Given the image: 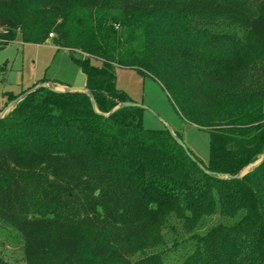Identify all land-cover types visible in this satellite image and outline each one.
Wrapping results in <instances>:
<instances>
[{"label": "trees", "instance_id": "1", "mask_svg": "<svg viewBox=\"0 0 264 264\" xmlns=\"http://www.w3.org/2000/svg\"><path fill=\"white\" fill-rule=\"evenodd\" d=\"M50 33L85 54L96 109L81 91L11 96L30 91L0 118V225L25 253L0 264H164L177 227L176 264H264V160L228 178L264 152V0H0L1 46ZM117 66L208 133L207 161L145 128L143 108H116L131 101Z\"/></svg>", "mask_w": 264, "mask_h": 264}, {"label": "rangeland", "instance_id": "2", "mask_svg": "<svg viewBox=\"0 0 264 264\" xmlns=\"http://www.w3.org/2000/svg\"><path fill=\"white\" fill-rule=\"evenodd\" d=\"M85 58L81 52H72L54 44L51 37L44 43L23 42L17 34L14 40L5 46L0 45V113L8 114L14 105L4 111L15 99L11 96L21 94L24 90L48 81L49 85L65 89L67 86H83L86 77L77 61ZM90 63L101 66L102 61L90 57ZM116 86L125 91L131 101L146 105L144 109V127L157 128L170 126L172 131L180 133L184 143L203 161L208 159L209 136L195 125L183 122L170 104L166 93L151 77L145 76L136 69L117 66ZM22 97L24 95H21ZM20 97V96H19ZM18 97V98H19ZM17 99V98H16ZM4 111V112H3ZM217 217L206 223L212 225ZM202 227L200 230H205ZM175 233L166 235L168 255L164 264H176L182 253V245L174 248L172 237L186 236L180 227ZM165 232H168L167 230ZM0 250L9 261H21L24 257V241L13 228L0 225Z\"/></svg>", "mask_w": 264, "mask_h": 264}, {"label": "water", "instance_id": "3", "mask_svg": "<svg viewBox=\"0 0 264 264\" xmlns=\"http://www.w3.org/2000/svg\"><path fill=\"white\" fill-rule=\"evenodd\" d=\"M40 86H46L48 87L49 89L51 90H54V91H59V92H65V91H81V92H86L88 93V95L90 96V99L92 101V104H93V107L96 109L95 107V104H94V99H93V96L92 94L88 91L86 85H83V86H67L65 89H59L55 86H52V85H49L47 82L46 83H41L40 85H38L37 87H34L32 90H35L37 89L38 87ZM31 90V91H32ZM30 91L26 92L24 95H27ZM22 98V96H20L19 98L15 99L12 103H10V105L4 110L6 111L10 106H13L17 101L18 99ZM127 106H135V107H141L143 109L145 108H148L146 105H143V104H140V103H136L134 101H125V102H121L116 108H119V107H127ZM115 108V109H116ZM3 111V112H4ZM4 114L1 112L0 113V118L3 117ZM167 128L170 130V132L173 134V136L176 138L177 142L184 148V149H187V145L184 143V141L182 139H180L179 137L176 136V134H174V132L172 131L171 127L170 126H167ZM264 160V152L262 154V156L257 160L255 161L254 163H251L249 165H247L246 167H244L238 174L234 175V176H228V178H240L242 177L243 175H245L247 172L251 171L252 169L256 168L257 166H259L262 161Z\"/></svg>", "mask_w": 264, "mask_h": 264}, {"label": "built area", "instance_id": "4", "mask_svg": "<svg viewBox=\"0 0 264 264\" xmlns=\"http://www.w3.org/2000/svg\"><path fill=\"white\" fill-rule=\"evenodd\" d=\"M52 36H53V34H52V33H50L49 37H52Z\"/></svg>", "mask_w": 264, "mask_h": 264}, {"label": "crops", "instance_id": "5", "mask_svg": "<svg viewBox=\"0 0 264 264\" xmlns=\"http://www.w3.org/2000/svg\"><path fill=\"white\" fill-rule=\"evenodd\" d=\"M85 84H86V82L84 83V85H85ZM58 87H65V86H58ZM58 87H57V88H58Z\"/></svg>", "mask_w": 264, "mask_h": 264}]
</instances>
